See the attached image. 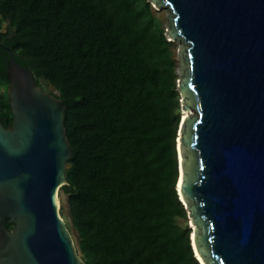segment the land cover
Returning <instances> with one entry per match:
<instances>
[{
    "label": "trees",
    "instance_id": "16d2710c",
    "mask_svg": "<svg viewBox=\"0 0 264 264\" xmlns=\"http://www.w3.org/2000/svg\"><path fill=\"white\" fill-rule=\"evenodd\" d=\"M7 47L67 106L72 189L62 190L84 262L201 264L179 222L174 43L152 4L0 0V121L11 129Z\"/></svg>",
    "mask_w": 264,
    "mask_h": 264
},
{
    "label": "water",
    "instance_id": "95a60500",
    "mask_svg": "<svg viewBox=\"0 0 264 264\" xmlns=\"http://www.w3.org/2000/svg\"><path fill=\"white\" fill-rule=\"evenodd\" d=\"M148 1L168 11L181 108L196 113L177 139L195 254L201 264H264V0ZM6 49L15 122L0 121V264H86L58 200L72 189L67 106Z\"/></svg>",
    "mask_w": 264,
    "mask_h": 264
},
{
    "label": "rangeland",
    "instance_id": "374dc122",
    "mask_svg": "<svg viewBox=\"0 0 264 264\" xmlns=\"http://www.w3.org/2000/svg\"><path fill=\"white\" fill-rule=\"evenodd\" d=\"M155 11H156L157 15L163 20L164 25H167V23H168V20H167L168 11L167 10H161V11L155 10ZM173 51H174L175 58H177L178 57V51H179L178 43H174ZM178 67H179V62H177V68ZM44 86H45V90H47L48 92H51L52 89L49 86H46V85H44ZM181 112H182V120L184 119L185 114L187 112L196 114L193 110L187 111V110H184L183 108H181ZM58 200H59V206H60V214H61L62 218L64 219L67 227L69 228L75 244L77 245L78 244V232L76 231V229L74 228L73 223H72V219H71V215H70L69 196L64 192V190H62V188L60 189V191L58 193ZM179 222L182 225L187 224L191 228V230H192L191 238H192L195 225L192 221L190 213L189 212L187 213V219H179Z\"/></svg>",
    "mask_w": 264,
    "mask_h": 264
},
{
    "label": "bare ground",
    "instance_id": "6f19581e",
    "mask_svg": "<svg viewBox=\"0 0 264 264\" xmlns=\"http://www.w3.org/2000/svg\"><path fill=\"white\" fill-rule=\"evenodd\" d=\"M188 118H190V112H187L186 114H185V117H184V119L183 120H186V119H188ZM196 235V231L193 233V236H194V240H195V236ZM200 259H201V257H199ZM202 260V259H201Z\"/></svg>",
    "mask_w": 264,
    "mask_h": 264
}]
</instances>
